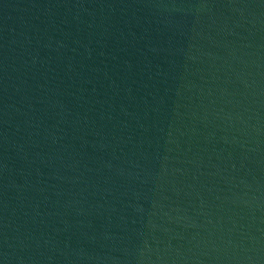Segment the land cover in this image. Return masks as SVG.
I'll return each mask as SVG.
<instances>
[{
	"label": "water",
	"instance_id": "obj_1",
	"mask_svg": "<svg viewBox=\"0 0 264 264\" xmlns=\"http://www.w3.org/2000/svg\"><path fill=\"white\" fill-rule=\"evenodd\" d=\"M0 264H264V0H0Z\"/></svg>",
	"mask_w": 264,
	"mask_h": 264
}]
</instances>
